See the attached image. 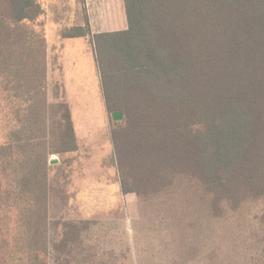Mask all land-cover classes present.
<instances>
[{
  "label": "trees",
  "instance_id": "16d2710c",
  "mask_svg": "<svg viewBox=\"0 0 264 264\" xmlns=\"http://www.w3.org/2000/svg\"><path fill=\"white\" fill-rule=\"evenodd\" d=\"M124 4L128 28L92 37L106 109L123 115L111 129L122 192L151 198L197 184L219 219L264 202V0ZM43 14L38 0H0V76L11 101L32 114L20 120L36 149L19 186L44 215L49 157L77 151V139L59 84L57 102L49 100L45 36L24 28ZM61 35L91 36L88 20ZM87 226L64 223L53 243L58 261L80 262ZM82 263L97 264L89 252Z\"/></svg>",
  "mask_w": 264,
  "mask_h": 264
},
{
  "label": "rangeland",
  "instance_id": "374dc122",
  "mask_svg": "<svg viewBox=\"0 0 264 264\" xmlns=\"http://www.w3.org/2000/svg\"><path fill=\"white\" fill-rule=\"evenodd\" d=\"M38 1L44 14L24 28L38 37L48 31L49 44L59 35L54 22L67 27L88 20L96 31L105 32L128 27L124 0ZM70 45L68 102L73 118L86 127L78 135L90 144V152L77 143V151L49 157V207L44 215L19 186L36 157L28 141L31 133L23 128L32 114L11 101L0 76V264H64L54 255L53 243L67 221L88 224L82 233L85 252L80 257L75 252L80 262L70 264H84L88 252L97 264H264L259 259L264 202H248L236 214L219 219L210 215L209 196L197 184L175 185L151 198L122 192L113 144L110 148L108 142L113 123L119 121L111 114L107 120L92 46L82 39ZM56 72L48 77L51 102H57L52 82ZM80 103L90 106L80 111ZM79 112L86 114L84 120L75 116ZM47 150L49 146L42 153Z\"/></svg>",
  "mask_w": 264,
  "mask_h": 264
},
{
  "label": "crops",
  "instance_id": "0c3cea01",
  "mask_svg": "<svg viewBox=\"0 0 264 264\" xmlns=\"http://www.w3.org/2000/svg\"><path fill=\"white\" fill-rule=\"evenodd\" d=\"M42 5V4H41ZM54 24L58 27L57 29L60 28V30L58 31V33L56 34H59V35H56V38L54 39V41L52 42V44H49L50 42H48V31H47V34L45 35L44 33V36H45V39H46V42H47V60H48V77H51V73L53 74V72L57 71L56 73H58V77L57 79H53L55 81H52L53 84H59L61 86V89H62V99L64 101H66L69 105V108H70V104L68 102V90H69V87H70V84H67L65 82L66 79H68L69 77V73H68V68L70 66V56H69V52H70V49L69 47L70 46H73V45H70V42H76L78 39H82L85 41V44H89L90 46H92V51H93V54H94V57H95V65H96V70L98 72V78H99V81H100V87H101V92H102V95H103V99H104V94H103V88H102V82H101V75H100V72H99V69H98V65H97V60H96V53H95V48H94V45H93V42H92V37L93 35L95 34H99V33H106L104 30H95V27L93 26L92 22H90V30H91V36H87V37H79V38H63L62 35H61V30L65 27H61V23L60 22H54ZM84 24H78V25H72L70 24V26H67V27H82L84 26ZM128 28V27H127ZM53 49V54L49 53V49ZM86 49H88L86 47ZM85 49V50H86ZM54 64L55 65V69H51V64ZM55 74V73H54ZM104 103H105V99H104ZM90 106V104L88 103H80V105L78 106V110L80 111H85L87 110ZM105 108H106V104H105ZM106 113H107V120H108V111L106 109ZM78 115V116H77ZM77 115H75L76 117H79L80 115L82 116V120H84V117H85V113H82V112H79ZM72 116V120H73V124H74V129H75V133H76V138H77V143H78V147H80V150H82L83 148V151L85 152L86 149L89 151L90 149V144L88 145L87 143H84V141L82 139H80L79 137V129H82L81 132H84L86 130V127L83 128V125L82 123H80L79 118L78 120H76L75 118H73V115L71 114ZM81 126V127H79ZM110 129V125H109V121H108V131ZM109 143H110V148L112 147V140L110 138V132H109ZM86 146V148L84 147ZM79 150V149H78ZM79 152V151H78ZM90 152V151H89ZM86 156H90L89 154H87Z\"/></svg>",
  "mask_w": 264,
  "mask_h": 264
},
{
  "label": "water",
  "instance_id": "95a60500",
  "mask_svg": "<svg viewBox=\"0 0 264 264\" xmlns=\"http://www.w3.org/2000/svg\"><path fill=\"white\" fill-rule=\"evenodd\" d=\"M122 118H123V115H122L121 112H117V113H114V114H113V119H114L115 121H121Z\"/></svg>",
  "mask_w": 264,
  "mask_h": 264
}]
</instances>
